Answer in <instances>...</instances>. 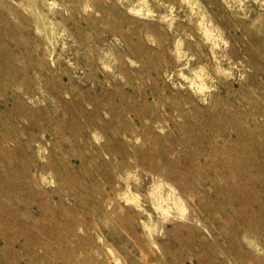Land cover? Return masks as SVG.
Instances as JSON below:
<instances>
[{
	"label": "rangeland",
	"instance_id": "374dc122",
	"mask_svg": "<svg viewBox=\"0 0 264 264\" xmlns=\"http://www.w3.org/2000/svg\"><path fill=\"white\" fill-rule=\"evenodd\" d=\"M0 264H264V0H0Z\"/></svg>",
	"mask_w": 264,
	"mask_h": 264
}]
</instances>
